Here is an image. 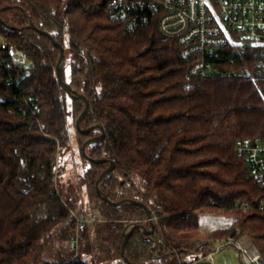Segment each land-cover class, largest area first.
<instances>
[{"label": "trees", "instance_id": "obj_1", "mask_svg": "<svg viewBox=\"0 0 264 264\" xmlns=\"http://www.w3.org/2000/svg\"><path fill=\"white\" fill-rule=\"evenodd\" d=\"M33 26L65 48L63 80L91 105L82 129L106 133L87 147L91 158L115 164L101 182L104 195L169 216L152 234L133 231L130 262L192 264L206 255L197 240L208 211L231 220L209 236H247L264 257V208L235 209L264 199L237 151L240 141L264 142V67L253 51L226 48L216 76L195 78L156 23L128 33L109 19L103 0H0V264H129L126 229L151 230L144 208L116 207L98 194L110 165L86 160L82 148L102 132H78L85 103L60 86V50ZM68 99L86 165L82 185L100 218L93 232L79 228L73 203L58 189V160L71 150Z\"/></svg>", "mask_w": 264, "mask_h": 264}, {"label": "built area", "instance_id": "obj_2", "mask_svg": "<svg viewBox=\"0 0 264 264\" xmlns=\"http://www.w3.org/2000/svg\"><path fill=\"white\" fill-rule=\"evenodd\" d=\"M109 19L121 24L128 33H135L156 23L162 36L174 40L180 48L181 59L189 65V74L195 78H212L219 73V61L226 48L242 53L253 51L264 67V0H103ZM237 151L244 157L252 176L264 186V142L251 139L240 141ZM264 208V199L256 205L238 203L236 210ZM79 228L96 222L72 212ZM152 214L147 221L155 225L161 218ZM135 224V223H134ZM138 224V223H136ZM142 231V230H141ZM248 244V242H246ZM230 238L206 257L192 264L209 261L215 264L216 255L234 248L245 253L248 246ZM78 252L79 230L72 242ZM243 257L244 264H264V257L254 252ZM76 258H80L76 255ZM173 258L172 256L170 257ZM158 264V263H157Z\"/></svg>", "mask_w": 264, "mask_h": 264}, {"label": "rangeland", "instance_id": "obj_3", "mask_svg": "<svg viewBox=\"0 0 264 264\" xmlns=\"http://www.w3.org/2000/svg\"><path fill=\"white\" fill-rule=\"evenodd\" d=\"M65 76L67 81L70 80V70H66ZM71 106L72 102L70 99H68V107H69V127L71 132V140H70V151L65 155L59 157L58 160V177H57V183H58V189L63 195V197L67 201H71L73 203V210L76 214L79 216H84L87 219L96 218L97 221L90 223L89 228L91 229V232H93V229L96 224L100 221V218L98 217V214L91 210L90 204H89V198L87 195L86 188L82 185V178L85 173L86 165L85 162L81 159L80 149L81 145L79 144L78 136L75 132V124L74 119L71 116ZM94 212V215L93 213ZM200 226L202 230V234L197 240V243L200 244L201 249L203 247H206L207 253L206 255H203V253H200V257L198 259L206 257L212 253L213 250L220 247L222 244H224L228 239L233 237H223V238H212L209 236V233L218 229L226 228L230 225L231 220L229 218H226V216L223 215L222 212H206L204 214H200L199 217ZM93 237V236H92ZM239 243H246L248 242V246L245 249V253H239L234 249L230 248L224 251L219 252L215 257V264H244L242 262V259L244 256L249 258L247 255H251L254 252H259L260 250L256 246V244L249 238V237H243L240 239L233 238ZM200 248V247H199ZM68 254L73 255L76 253L75 251H71V249L67 250ZM197 250H193L192 253H196ZM84 259L88 262L92 261V258L90 256H84ZM173 260V258H169V261ZM209 262V261H206ZM259 262L262 264V260H259ZM117 260L115 261H105L102 262V259H98L97 264H117ZM163 264V263H159Z\"/></svg>", "mask_w": 264, "mask_h": 264}, {"label": "water", "instance_id": "obj_4", "mask_svg": "<svg viewBox=\"0 0 264 264\" xmlns=\"http://www.w3.org/2000/svg\"><path fill=\"white\" fill-rule=\"evenodd\" d=\"M34 27V26H33ZM34 29L39 32L40 34L48 37L52 42L53 44L60 50V58H59V62L57 64V68H56V72H57V77H58V80H59V84L60 86L66 91V93L68 94V96L72 99V100H81L85 103V109L84 111L82 112V114L80 115V117L78 118L77 122H76V128L78 130V132H80L81 134H84V135H88L90 134L91 132H93L94 130H100L102 133H101V136L99 137H96V138H93V139H89L83 146L82 148V153H83V156L85 157L86 160L90 161V162H93V163H96V164H103V163H109V168L107 170H105L101 176L99 177L97 183H96V189H97V192L98 194L100 195V197L106 202V203H109L113 206H121V205H124V204H135V205H139L140 207L144 208L145 211L147 212L148 214V218H151L152 217V213L150 211V209L142 204V203H137V202H134V201H121V202H118V203H114L112 202L109 198H107L104 193L102 192L101 190V182L103 181V179L109 174L111 173L114 169H115V164L114 162H111L109 160H106V159H103V160H98V159H93L91 158L88 153H87V147L92 144V143H96V142H100V141H103L106 137V133L104 131V129L100 126H93L87 130H83L81 125H82V121L84 120V118L88 115L89 111H90V108H91V105L89 103V101L87 100L86 97L80 95L77 93V91L68 83H66L64 80H63V76H62V69H63V66H64V62H65V48L63 47V45L59 44L58 42H56L55 38L50 34V33H47V32H44V31H41L39 29H37L36 27H34ZM135 229H139V230H142V232L144 234H152L154 229H155V224L154 223H151V230H147L144 226L140 225V224H131L130 226H128V228L126 229L125 233H124V242H123V245H122V256L123 258L125 259V261L129 264H132L130 262V260L128 259V256H127V244H128V241L130 239V236L132 235L133 231ZM195 264H211L210 262H198V263H195Z\"/></svg>", "mask_w": 264, "mask_h": 264}, {"label": "crops", "instance_id": "obj_5", "mask_svg": "<svg viewBox=\"0 0 264 264\" xmlns=\"http://www.w3.org/2000/svg\"><path fill=\"white\" fill-rule=\"evenodd\" d=\"M239 254V253H238Z\"/></svg>", "mask_w": 264, "mask_h": 264}]
</instances>
